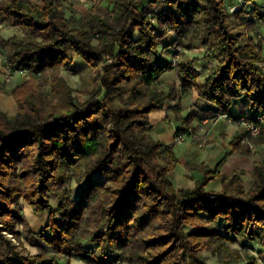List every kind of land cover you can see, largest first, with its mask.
Segmentation results:
<instances>
[{"label": "trees", "instance_id": "trees-1", "mask_svg": "<svg viewBox=\"0 0 264 264\" xmlns=\"http://www.w3.org/2000/svg\"><path fill=\"white\" fill-rule=\"evenodd\" d=\"M67 1L0 0V19L19 28L0 34L4 65L30 74L11 90L17 112L0 107V264H207L202 252L230 250L234 236L263 243L264 160L249 189L239 172L209 188L221 163L197 162L188 167L203 176L179 188L171 174L179 158L152 136L150 115L174 101L176 117L191 124L200 110L183 115L179 93L196 91L205 116L233 117L242 101L248 111L236 120L261 122L264 44L252 27L264 10L246 22L242 5L232 11L226 0H109L104 14L68 15ZM195 48L202 55L187 52ZM78 59L100 84L84 102L61 75ZM172 70L180 84L162 80ZM241 138L233 149L248 154ZM72 179L83 183L78 198ZM22 199L49 214L40 231ZM236 252L241 264H259Z\"/></svg>", "mask_w": 264, "mask_h": 264}, {"label": "rangeland", "instance_id": "rangeland-1", "mask_svg": "<svg viewBox=\"0 0 264 264\" xmlns=\"http://www.w3.org/2000/svg\"><path fill=\"white\" fill-rule=\"evenodd\" d=\"M88 2L89 0L67 1L65 4L68 15H70L71 13H78L84 15L88 11H93V9H88L87 7L89 5ZM15 32H19L18 27L9 26L8 24H6L5 19H0L1 35L8 37L10 34H13ZM187 52H189L190 55H198L203 51L200 50L199 48H195L193 50H187ZM5 61L6 60L4 56L0 53V107L9 114H15L18 110V104L16 99L11 94V90L15 86L20 84L22 81L29 79L30 74H24L21 71H15L12 73L10 70L9 73H7L8 65H4ZM199 68L206 70V68H204L202 64L199 66ZM61 75L65 77L67 83L72 88L73 95H75L78 98V100L81 102L87 100V98L89 97L88 94L89 92L100 89V84L96 85L95 83L94 68L90 65H87L82 60L78 59L76 61V64H74L71 69H67V68L61 69ZM162 77H163L162 80L164 82L167 83L176 82L180 84V77L176 70H172V72L171 71L166 72ZM190 95L191 96L188 97V99L185 100V102L181 100V105L182 107H184L183 105H186V107L190 106L192 107L191 110H193L195 108L194 105L196 104L197 101L196 98L198 95L196 91H194V93ZM179 96H182L181 91L179 93ZM182 97H187V96H182ZM202 111H203L202 109L199 111L200 113L198 117L200 121H198L197 123V120L194 119L189 125L185 124L184 121L179 120L174 114V111H172L171 113L172 118L178 121H182L185 126V128H183L182 130H180V132H178L177 134L178 139L181 140L184 138V137L181 138L180 136L187 137V140H189L190 137H193L192 141L194 142L210 144L212 139L217 140L219 138L220 134L223 133L222 132L223 127H221V125L218 124L214 129L215 130L214 133L216 134V136H213L215 134L213 132L211 133L210 130L211 128H213L216 117L205 116L202 114ZM169 116L167 117L169 118ZM238 124L240 127L236 135L239 134L242 135L241 143L247 145V147L249 146L250 151L248 154H244L242 152L236 151L235 154L228 155V158L223 159V162L218 166L217 173L219 174V177L215 178L213 181H211V184L209 183L210 185H208V187L212 188L213 190L221 189L222 184H221L220 176L222 174L230 175L233 172H239L241 174L242 179L245 182L246 189H249L254 182V177L252 172L255 168V164L264 160V133L263 135L261 134V138L259 136L260 134H258L259 137L252 136L250 133H248V129L245 124L241 122H238ZM161 127L162 126L159 125L154 129L153 131L154 138H156V140L158 139L164 141L165 143L171 142L172 144H174L175 151L177 152L178 156L179 155L184 156L182 151L183 148L182 146L186 145L187 142H184V144L183 143L179 144V142L173 141L175 129H172L169 126H167L166 130H162ZM244 138L246 140L243 141ZM248 141L254 144L253 148L250 147ZM197 163L199 164V162ZM216 167L217 165L214 166V168ZM186 168H189L188 164H186ZM171 174L173 176L174 173L172 172ZM82 185L83 183L79 182L76 179H72L67 183V187L71 189L74 198L79 197L81 189L83 187ZM51 199L53 204L56 205L58 203V199L55 196L52 195ZM20 207H22L26 218L28 219L30 225L35 231L36 230L40 231L42 228L46 226L48 221V215L46 216L47 217L46 222L45 221L41 222L43 216L42 215L38 216L35 214H31L32 216H30L28 212L32 207L27 202H24L23 199L21 201ZM20 229H22V227H20ZM234 237L236 238L228 243L230 250H225V249H218L216 251L205 250L200 255L201 260L202 261L204 260L207 264H226L225 262H230V264H241L242 260L241 259L238 260L236 251L240 252L243 255V259H244V254L247 251L251 254H254L257 257L259 264H264V239H263V243L259 242L258 240H255L243 244L240 237L237 236ZM23 243L25 244L26 249L30 251L32 254L37 253L40 250L39 247L31 245L25 239ZM117 254H118L117 251H113L111 253V257L115 258Z\"/></svg>", "mask_w": 264, "mask_h": 264}, {"label": "crops", "instance_id": "crops-1", "mask_svg": "<svg viewBox=\"0 0 264 264\" xmlns=\"http://www.w3.org/2000/svg\"><path fill=\"white\" fill-rule=\"evenodd\" d=\"M146 3H148L150 0H144ZM88 9H93L94 12L99 14H104L108 6L110 4L109 0H89L88 2ZM226 4L229 7H232L234 5H242V8L245 10V17L244 20L246 22H249L251 20L252 12L257 8L260 10H264V0H226ZM94 7V8H93ZM253 34L256 40H261L264 44V23H262L259 20L255 19V22L253 23ZM264 53V50H263ZM202 55V53L198 54ZM264 55V54H263ZM172 72V71H171ZM163 78V77H162ZM191 95L187 97H182L181 100L185 102V100L188 99ZM197 101L195 106V109L201 110L204 107H206L205 101L199 99L197 96ZM185 104V103H184ZM174 101H170L166 108L162 110H156L153 111L150 115L151 121L153 122L154 126L150 130V133L153 136L154 129L161 125L162 130H166L167 126H169L172 129H175L174 133V140L176 142H179V144H184V142H187L186 145H183L182 151L184 156H178L177 152L175 151L174 144L166 143L169 149H172L177 157L179 158V164L173 171V182L175 185L179 188H189L193 187L195 185L196 180L200 179L203 175L200 170L198 169H190L186 168V164L193 163V162H199L204 163L205 165L210 166L211 168H214V166L218 165L219 163L223 162V159L228 158V155H233L236 153V151L233 150V147L231 145L232 139L236 136V134L239 131V124L236 120V117L239 113H242L244 111H248V108L244 110L243 108V102L240 101L233 111V117L229 116H218L215 119V123L213 125V128H211L210 132L214 133L215 127L220 124L221 127H223V130L217 140L212 139L210 144H203L199 142H194L193 137H190L189 140H187V137L184 136L183 139H178L177 134L178 130L180 128H184V124L182 121H178L172 118L171 113L173 111ZM182 114L187 115L188 112L191 111L192 107H186V105H183ZM202 107V108H200ZM170 115V116H169ZM169 116V118L167 117ZM155 118V119H154ZM199 117L196 119L197 123L200 121ZM215 134V133H214ZM213 136H216L213 135ZM211 184V182H210ZM209 184V185H210ZM31 208V207H30ZM30 216L31 214L35 215H42V221L47 220V215H49L47 212H41V213H35V211L31 208L28 212ZM46 214V215H45ZM40 227V226H39ZM67 264H86L85 261L77 258H72L71 261Z\"/></svg>", "mask_w": 264, "mask_h": 264}, {"label": "built area", "instance_id": "built-area-1", "mask_svg": "<svg viewBox=\"0 0 264 264\" xmlns=\"http://www.w3.org/2000/svg\"><path fill=\"white\" fill-rule=\"evenodd\" d=\"M239 7H241V4L234 5L231 7V10L234 11V10L238 9ZM7 70H8L7 73H9V70L11 71L10 65L7 66ZM22 72L24 74L28 73L27 70H23ZM219 116H227V115H219ZM262 121H264V115L261 116V122ZM240 122L246 125V127L248 129V133H250L252 136L258 135L261 131V127H262L261 122H254V121L247 119V118H242ZM180 137L183 138L184 136H180ZM244 140H246V139L244 138L243 141ZM248 142H249L250 147L253 148L254 144L251 143L250 141H248Z\"/></svg>", "mask_w": 264, "mask_h": 264}]
</instances>
